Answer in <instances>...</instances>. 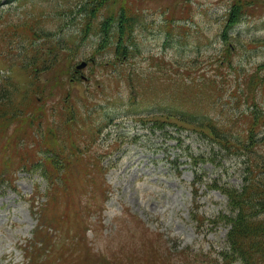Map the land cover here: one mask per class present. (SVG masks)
I'll use <instances>...</instances> for the list:
<instances>
[{"label":"rangeland","instance_id":"rangeland-1","mask_svg":"<svg viewBox=\"0 0 264 264\" xmlns=\"http://www.w3.org/2000/svg\"><path fill=\"white\" fill-rule=\"evenodd\" d=\"M175 112L261 139L248 157ZM244 157L264 158V0H0V264H244L219 256L211 185Z\"/></svg>","mask_w":264,"mask_h":264},{"label":"trees","instance_id":"trees-1","mask_svg":"<svg viewBox=\"0 0 264 264\" xmlns=\"http://www.w3.org/2000/svg\"><path fill=\"white\" fill-rule=\"evenodd\" d=\"M107 1L103 0V3ZM233 11L236 12L238 9L234 7ZM122 13L125 16L119 15L118 20L115 21L118 37L119 27L129 29L134 22V14ZM104 25L103 22L102 27ZM120 48L121 40L119 39L116 41V49L119 50ZM166 116L175 118L182 124H193L199 128H208L211 131L210 136L213 135L214 137L213 142H217L219 145L222 143L226 150L232 149V144L223 143L226 139L232 140L236 145H243L244 149L247 150L246 155L248 157L250 154L253 155V146H257L258 141L261 139L255 130H250L249 135L245 136L244 139L232 135L224 137L219 133L217 122L208 118H198L196 115L187 112H175V114H166ZM160 118L157 119L159 123L163 122ZM199 134L207 135V133ZM221 154L222 150L219 151V149L213 148L209 153L200 154V157L204 161H215L217 156ZM243 162L245 168L239 186L228 183L220 184V179H211L212 187L220 189L227 196L230 206L229 212H220L218 215L219 220L228 225L226 244L219 251V256L226 261L238 259L244 264H264V158L260 162H252L249 158L244 157ZM34 244L38 245L39 242L35 241ZM36 247L38 246L31 247V253L37 252ZM31 261L32 264L37 262L35 258H31Z\"/></svg>","mask_w":264,"mask_h":264},{"label":"water","instance_id":"water-1","mask_svg":"<svg viewBox=\"0 0 264 264\" xmlns=\"http://www.w3.org/2000/svg\"><path fill=\"white\" fill-rule=\"evenodd\" d=\"M85 64H86V62H82L80 65H78V67H79V68H82V67L85 66Z\"/></svg>","mask_w":264,"mask_h":264}]
</instances>
